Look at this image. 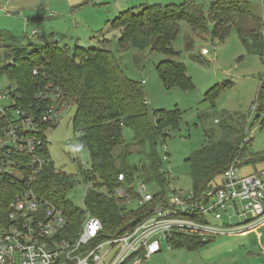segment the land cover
<instances>
[{
	"label": "trees",
	"instance_id": "16d2710c",
	"mask_svg": "<svg viewBox=\"0 0 264 264\" xmlns=\"http://www.w3.org/2000/svg\"><path fill=\"white\" fill-rule=\"evenodd\" d=\"M262 6L263 13L258 14L254 12L250 0H212L207 10L193 0H184L179 4H141L138 9L129 7L120 11L110 22V27L120 30L117 52L132 47L167 55L176 54L171 43L178 34L180 21L187 22L194 32L208 33L220 41L229 35L231 29H235L245 50L258 54L264 63V0ZM90 41L95 43L85 45L75 40L72 48L60 39L24 45L14 37L5 42L0 32V47L4 49L7 60L0 65V76L7 75L11 83L8 87L10 104L0 106L5 112L0 119V129L16 117L12 114L14 110L20 109L31 115L33 122L46 134L56 126V121L51 124L40 119L47 103L61 102L63 106L73 103L76 106L72 119L74 135L89 150L91 160V167L81 171V176L94 182L85 197V210L102 222V238L115 237L125 231L139 213L149 210L159 195L165 194L163 191L153 193V201L141 207L137 204L130 206L124 199L109 194L123 184L118 179L119 174L125 175L126 182H132L134 172L149 177L144 166L129 165L122 128L129 126L132 129L134 144L149 146L150 175L165 183L167 176L155 146L165 142L169 127L177 126L180 111L158 109L150 112L144 87L125 75L116 54L107 47L110 40L104 37L103 31L95 32ZM156 69L167 87L178 85L190 89L193 86L182 62L162 60ZM219 90L220 86L216 84L207 94L212 97ZM255 102L259 117L264 113V81L260 82ZM0 138H3L2 134ZM118 146L124 148L122 166L117 164L113 154ZM45 149L49 156L48 144ZM245 152L244 147L237 145L227 146L225 153L213 154L207 159L200 158L201 153L196 154L191 158L192 188L201 190L211 186L214 179L231 162L241 160ZM261 159L264 155L243 162ZM73 184L70 174L48 160L32 188L38 195L62 208L76 231L84 210L65 198L66 190ZM130 192L132 198H138L134 191ZM9 199L10 194L0 190V212H3ZM212 240L176 233L168 243L171 247L197 250Z\"/></svg>",
	"mask_w": 264,
	"mask_h": 264
},
{
	"label": "rangeland",
	"instance_id": "374dc122",
	"mask_svg": "<svg viewBox=\"0 0 264 264\" xmlns=\"http://www.w3.org/2000/svg\"><path fill=\"white\" fill-rule=\"evenodd\" d=\"M126 1L129 7L138 9L141 4H179L184 0ZM193 1L207 10L212 0ZM250 1L254 12L262 14V0ZM122 3L124 0H0V7L9 11V14L0 11V32L5 42L14 37L24 45L30 42L38 44V41L51 37L53 40L61 39L72 48L77 39L80 44L95 43L90 38L101 30L110 40L107 47L116 54L125 75L144 87L150 112L158 109L180 111L177 126L169 127L165 142L155 146L167 176L165 183L150 175L149 146L134 144L132 129L129 126L122 128L129 165L144 166L145 174L149 176L145 178L134 172V187L138 177L145 181L152 193L163 191L168 195L173 190L190 189L193 185L191 158L198 153H201L200 158L206 159L213 154H223L227 146L240 145L246 149L235 172L237 177L263 170L264 159L243 162L264 155V113L257 117L255 102L257 89L264 81L261 57L245 50L235 29L220 41L208 33L194 32L185 21L179 22L178 34L171 43L176 52L174 55L132 47L117 52L120 30L111 28L110 22L116 15L117 4ZM202 48H207L209 53L202 54ZM4 52L0 47V65L7 61ZM166 59L184 64L193 85L190 89L164 84L156 66ZM10 84L7 75L2 74L0 106L10 104ZM216 84L220 90L211 97L207 92ZM75 112L76 106L71 102L62 107L56 126L46 132L48 160L71 175L74 184L66 190L65 198L85 210V197L94 182L81 176V171L91 167V160L89 150L75 138L72 120ZM12 114L15 116L14 112ZM122 149L123 146H118L113 150L119 166L124 160ZM164 155L166 159H163ZM218 180L219 176L212 184H217ZM136 204L137 198H132L130 206L135 207ZM246 218V215L233 214L230 220L245 225L242 229H247L243 232L218 236L197 250L168 248L163 243L161 251L142 264H264V223L249 227L246 221L251 218ZM223 221L228 220L224 217Z\"/></svg>",
	"mask_w": 264,
	"mask_h": 264
},
{
	"label": "built area",
	"instance_id": "2783aa9c",
	"mask_svg": "<svg viewBox=\"0 0 264 264\" xmlns=\"http://www.w3.org/2000/svg\"><path fill=\"white\" fill-rule=\"evenodd\" d=\"M0 11L9 14L1 7ZM201 53L209 50L202 48ZM63 105L48 102L40 119L54 123ZM14 112L16 119L0 129V190L10 194L0 212V264H142L160 252L163 243L171 248L168 240L173 234L209 240L245 231V225L230 221L233 214L250 216L249 227L264 223V169L239 178L235 172L240 161L234 160L220 173L217 184L159 195L118 236L102 238V222L87 210L75 231L64 210L32 188L48 162L47 135L31 115L20 109ZM4 114L0 107V119ZM118 179L123 184L111 196L130 205L132 190L139 207L153 201L142 178L136 177L135 187L124 174Z\"/></svg>",
	"mask_w": 264,
	"mask_h": 264
},
{
	"label": "crops",
	"instance_id": "0c3cea01",
	"mask_svg": "<svg viewBox=\"0 0 264 264\" xmlns=\"http://www.w3.org/2000/svg\"><path fill=\"white\" fill-rule=\"evenodd\" d=\"M127 1L126 0H124V3H122V4H117V6H116V9H115V14L117 15L120 11H122V10H124V9H126V8H129V5H128V3H126ZM115 15V16H116ZM46 41L47 40H53L51 37H49L48 39H45ZM61 40V39H60ZM78 40V39H77ZM62 41V40H61ZM38 42H41V41H38Z\"/></svg>",
	"mask_w": 264,
	"mask_h": 264
}]
</instances>
